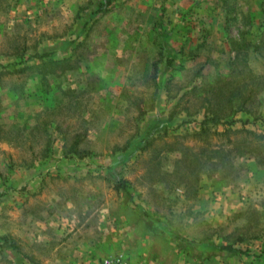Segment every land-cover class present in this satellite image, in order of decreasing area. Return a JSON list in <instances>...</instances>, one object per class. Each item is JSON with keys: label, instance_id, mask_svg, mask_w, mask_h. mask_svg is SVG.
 <instances>
[{"label": "rangeland", "instance_id": "rangeland-1", "mask_svg": "<svg viewBox=\"0 0 264 264\" xmlns=\"http://www.w3.org/2000/svg\"><path fill=\"white\" fill-rule=\"evenodd\" d=\"M227 128L264 134V0H0V264H264Z\"/></svg>", "mask_w": 264, "mask_h": 264}, {"label": "trees", "instance_id": "trees-1", "mask_svg": "<svg viewBox=\"0 0 264 264\" xmlns=\"http://www.w3.org/2000/svg\"><path fill=\"white\" fill-rule=\"evenodd\" d=\"M107 3H108V1H107ZM102 6L103 5H99L97 10H99ZM35 56L38 58H44L47 55L45 53H43V54H40V55L38 54ZM229 95L231 98H238V96H240L241 93L239 91H233V92L229 93ZM179 104L180 103L178 101L174 107H178ZM243 110L244 109H206L204 112V116H203L204 118L199 122V125H200V133L199 134H201L202 136H206L210 132L211 128H216L219 125L232 126L236 122H240V120H235L232 117L238 111H243ZM228 118H230L228 121H223L225 119L227 120ZM168 121H171V117L170 118L168 117ZM242 124L244 125V124H246V122H242ZM229 132H232V134H234V135H236L237 133H242L243 134L242 140L246 141L248 139V142H246L248 144H246V146H245V145H243L244 142L238 143V144H241L242 146H244L243 147L244 149H242V151H240V154L254 155V157L256 158L258 163L260 165L264 166V151L260 149L262 146H260V144L257 143V141H255L256 139L264 140V134L256 135L253 132L246 130V129L245 130L243 129V130L231 131L230 128H227L222 133H220V135H225L226 133H229ZM227 137H229V135H227ZM234 138H237V137H234ZM142 139H143V137H142ZM126 150H127V147H124L120 151L124 152ZM115 184H116L115 187L118 190L126 192L128 189L127 185H126V181L124 179L119 178L118 180H116ZM0 242L3 244H8L11 248L14 249L13 240L10 237L1 236ZM190 244L193 245V243H190ZM205 247H207L208 249H210L212 251H215L218 254H225V255H230V254H235V253L241 254L240 249L235 248L230 244L208 245ZM29 261L31 264H37L31 258L29 259Z\"/></svg>", "mask_w": 264, "mask_h": 264}, {"label": "built area", "instance_id": "built-area-1", "mask_svg": "<svg viewBox=\"0 0 264 264\" xmlns=\"http://www.w3.org/2000/svg\"><path fill=\"white\" fill-rule=\"evenodd\" d=\"M104 264H132V263L126 262V261L121 260V259H116L115 261L114 260H106L104 262Z\"/></svg>", "mask_w": 264, "mask_h": 264}]
</instances>
